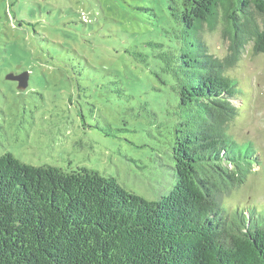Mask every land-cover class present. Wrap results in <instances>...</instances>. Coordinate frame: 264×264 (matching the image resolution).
I'll use <instances>...</instances> for the list:
<instances>
[{
	"label": "trees",
	"instance_id": "obj_1",
	"mask_svg": "<svg viewBox=\"0 0 264 264\" xmlns=\"http://www.w3.org/2000/svg\"><path fill=\"white\" fill-rule=\"evenodd\" d=\"M170 11L184 44L150 46L176 97L172 190L146 201L96 170L31 166L5 153L0 264H264V207L221 202L261 164L251 142L231 135L240 91L226 72L250 43L264 57V0H179ZM219 19L230 41L222 59L200 38Z\"/></svg>",
	"mask_w": 264,
	"mask_h": 264
},
{
	"label": "rangeland",
	"instance_id": "obj_2",
	"mask_svg": "<svg viewBox=\"0 0 264 264\" xmlns=\"http://www.w3.org/2000/svg\"><path fill=\"white\" fill-rule=\"evenodd\" d=\"M179 0H0V157L111 176L146 201L175 184L171 140L178 122L170 81L151 44L180 47ZM193 34L185 40L191 41ZM210 54H229L227 26L200 33ZM145 56L139 62L137 54ZM28 73L24 90L7 75ZM226 74L237 81L231 135L260 161L223 195L230 211L264 207V57L252 44ZM114 130L107 137L104 130Z\"/></svg>",
	"mask_w": 264,
	"mask_h": 264
},
{
	"label": "water",
	"instance_id": "obj_3",
	"mask_svg": "<svg viewBox=\"0 0 264 264\" xmlns=\"http://www.w3.org/2000/svg\"><path fill=\"white\" fill-rule=\"evenodd\" d=\"M7 80L9 81H15L17 82V88L19 90H24L27 85H28V73L24 72L23 74L19 75H14V74H9L6 77Z\"/></svg>",
	"mask_w": 264,
	"mask_h": 264
}]
</instances>
